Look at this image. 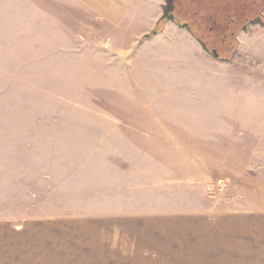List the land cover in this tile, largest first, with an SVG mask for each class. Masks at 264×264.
Masks as SVG:
<instances>
[{
  "label": "rangeland",
  "instance_id": "rangeland-1",
  "mask_svg": "<svg viewBox=\"0 0 264 264\" xmlns=\"http://www.w3.org/2000/svg\"><path fill=\"white\" fill-rule=\"evenodd\" d=\"M163 3V23L173 14V22L189 32L171 39L180 42L182 49L157 48L149 63L150 74L166 93L190 90L212 74L235 76L236 82L231 83L237 96L235 105L244 104L245 89H251L253 95L264 92V33L259 28L264 26V0ZM80 5L28 0L22 18L21 50L14 30L11 56L6 52L7 67L16 73L17 84L19 53L21 56L27 189L25 192L22 187L20 194L19 189L10 192L0 187V264H181L165 251L164 226L122 224L109 215L118 203L100 200L92 190L102 180L113 178L114 172L102 166L108 164L106 155L114 153L117 145L122 151L129 147L124 131L103 129L102 122L116 120L117 114L125 116L120 112L127 110L119 103L131 100L127 97L140 89V83L125 78L130 72L125 65L107 67L108 58L101 54V48L112 34L93 18L80 17L79 10H89ZM12 26L17 27L18 35V18ZM160 30L153 31L157 35ZM247 31L261 33L260 39L240 42L239 37ZM152 32L137 44L154 37H146ZM131 38L120 41L127 43ZM185 58L195 59L194 64L191 60L184 64ZM215 59L228 62L217 66ZM207 84L215 85L211 81ZM16 95L15 100L12 89L11 102L7 95L5 113L0 100V122L9 121L10 116L11 121L15 117L19 121L18 86ZM251 104L264 102L253 100ZM234 119L240 128L209 131L207 136L220 145L189 146L190 153L222 160L228 154L239 165L253 152L261 151L264 165V114L236 113ZM240 133L252 137L247 140L239 137ZM219 181L227 185L223 193L216 191ZM232 187L226 178L218 179L209 185L210 198L227 201L234 195ZM262 189L264 198V180Z\"/></svg>",
  "mask_w": 264,
  "mask_h": 264
},
{
  "label": "crops",
  "instance_id": "crops-1",
  "mask_svg": "<svg viewBox=\"0 0 264 264\" xmlns=\"http://www.w3.org/2000/svg\"><path fill=\"white\" fill-rule=\"evenodd\" d=\"M27 1L0 0L2 113H5L8 96L11 102L12 89L16 100L17 86L19 99V121L17 117L11 121L10 116L9 121L0 122V187L10 192L19 189L20 194L22 187L25 192L27 189V156L22 152V142L24 148L27 143V127L21 121V56L19 53L17 84L16 73L13 75L7 67L10 61H6V52L11 56L14 30L17 35V27H13L12 22L16 18L19 28L18 35L14 36L21 50V26ZM52 1L88 7L89 10H79V16L93 18L112 34L101 48V54L108 58L107 67L125 65L130 69L125 78L140 83V89H134L127 97L131 100L119 103L127 110L120 112L125 116L117 114L116 120L102 122L105 124L103 129L124 131L129 136L125 139L129 147L122 151L117 145L114 153L106 155L108 164H102L114 172L111 174L113 178L102 180L98 188H92L100 200L118 203L110 209L113 210L110 217L122 224L144 225L147 222L151 226H164L165 251H170L171 257L179 258L181 264H264L263 153L255 151L249 159L237 165L228 154L227 159L222 160L192 155L188 149L189 146L220 145L207 135L209 131L240 128L234 119L236 113L264 114V105L251 104L253 100L264 102V92L253 95L251 89H245L242 95L244 104L235 105L237 96L231 83L236 79L233 75L212 74L210 78H203L200 84L192 85L190 90L186 88L173 95L166 93L163 85L156 84V77L148 70L156 55L155 50L182 49L180 42L171 39L189 34L173 21L163 23V0ZM259 28L264 33V26ZM154 29H161L160 33L137 44ZM255 32H245L239 37L240 42L260 39L261 33ZM127 36H132L131 40L122 43L120 40ZM189 60L194 64L195 59L188 58L184 59V64ZM215 62L220 66L228 61L215 59ZM209 81L215 85L209 87ZM8 108L11 114V105ZM14 112L17 116L16 106ZM238 136L247 140L252 137L249 133ZM260 142L258 139V144ZM225 178L234 187V195L227 201L211 199L209 185Z\"/></svg>",
  "mask_w": 264,
  "mask_h": 264
},
{
  "label": "built area",
  "instance_id": "built-area-1",
  "mask_svg": "<svg viewBox=\"0 0 264 264\" xmlns=\"http://www.w3.org/2000/svg\"><path fill=\"white\" fill-rule=\"evenodd\" d=\"M226 187H227V185L224 181H219L218 182V188L216 189V191L218 193H223L226 190Z\"/></svg>",
  "mask_w": 264,
  "mask_h": 264
},
{
  "label": "water",
  "instance_id": "water-1",
  "mask_svg": "<svg viewBox=\"0 0 264 264\" xmlns=\"http://www.w3.org/2000/svg\"><path fill=\"white\" fill-rule=\"evenodd\" d=\"M168 20L173 21L174 20V15L170 14L169 17H168ZM213 55H214L215 58H218V54H217L216 51H213Z\"/></svg>",
  "mask_w": 264,
  "mask_h": 264
},
{
  "label": "trees",
  "instance_id": "trees-1",
  "mask_svg": "<svg viewBox=\"0 0 264 264\" xmlns=\"http://www.w3.org/2000/svg\"><path fill=\"white\" fill-rule=\"evenodd\" d=\"M157 32L153 31L150 35L146 36L147 38L152 37L153 35H155Z\"/></svg>",
  "mask_w": 264,
  "mask_h": 264
}]
</instances>
